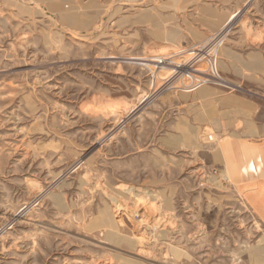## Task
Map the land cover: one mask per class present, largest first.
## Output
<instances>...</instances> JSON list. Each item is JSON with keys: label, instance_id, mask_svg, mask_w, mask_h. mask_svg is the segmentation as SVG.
Segmentation results:
<instances>
[{"label": "rangeland", "instance_id": "rangeland-1", "mask_svg": "<svg viewBox=\"0 0 264 264\" xmlns=\"http://www.w3.org/2000/svg\"><path fill=\"white\" fill-rule=\"evenodd\" d=\"M0 264H264V0H0Z\"/></svg>", "mask_w": 264, "mask_h": 264}, {"label": "bare ground", "instance_id": "bare-ground-1", "mask_svg": "<svg viewBox=\"0 0 264 264\" xmlns=\"http://www.w3.org/2000/svg\"><path fill=\"white\" fill-rule=\"evenodd\" d=\"M69 19H71L72 21H74V20H76V16H75V18H74V16H73V18H72V15H69ZM196 51V50H195ZM197 52V51H196ZM194 53V52H193ZM197 58V57H196ZM171 66V65H170ZM219 155H220V153H219ZM222 156V155H221Z\"/></svg>", "mask_w": 264, "mask_h": 264}, {"label": "built area", "instance_id": "built-area-1", "mask_svg": "<svg viewBox=\"0 0 264 264\" xmlns=\"http://www.w3.org/2000/svg\"><path fill=\"white\" fill-rule=\"evenodd\" d=\"M159 62H160V63H164V62H166V60H165V59H162V60H160Z\"/></svg>", "mask_w": 264, "mask_h": 264}]
</instances>
